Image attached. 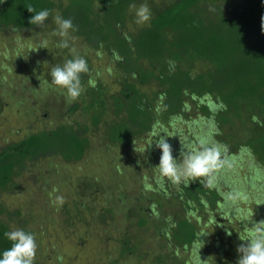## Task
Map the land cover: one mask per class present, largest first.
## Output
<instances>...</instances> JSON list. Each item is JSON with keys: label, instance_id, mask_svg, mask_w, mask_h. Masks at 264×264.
<instances>
[{"label": "trees", "instance_id": "obj_1", "mask_svg": "<svg viewBox=\"0 0 264 264\" xmlns=\"http://www.w3.org/2000/svg\"><path fill=\"white\" fill-rule=\"evenodd\" d=\"M144 3L151 19L137 23L136 8L130 5L138 8ZM29 6L37 12L50 11L43 25L29 23L35 14L27 10ZM58 14L71 19L77 29L70 32V48L57 47L62 39L53 34ZM262 17L264 0H0V54L19 47L12 43L16 32L38 28L47 36L35 43L44 48L33 49L34 56L21 53L0 78V115L10 96L21 111L42 98L45 110L38 116L46 119L18 139L6 137L0 143V254L11 246L5 233L16 229L21 220L20 229L36 239L34 264L51 262L48 244L54 253L51 260L63 264L60 247L47 242L45 236L51 234L36 221L44 212L38 209L37 214L31 207V212H24L7 199L21 187L16 177L43 163L39 178L45 183L44 166L48 165L46 170L52 171L59 185L55 205L62 213L47 212L45 217L55 225L52 233L56 225L66 223L74 233L81 224L88 236L98 234L96 248L89 252L92 258L84 259V264H197L192 260L198 259L199 239L203 243L215 239L217 251L222 248L226 258L233 257V261L209 262L236 264L237 247L246 243L249 229L244 234L234 221H220L217 215L209 218L212 233L199 224L209 212L217 214L218 207L232 216L239 210L249 212L240 205V193L256 194L248 180L258 179L264 185ZM71 48L89 67L88 73L81 74L84 91L75 101L50 78L53 66L73 58ZM103 56L109 59L108 66L94 69L92 59ZM104 72L112 76L114 88L101 79ZM7 76L9 91L4 88ZM54 97L66 99L60 111ZM221 102L226 110L219 107ZM194 110L203 114L204 123L215 122L219 131L213 140L227 146L222 158L228 163L217 174L215 187H209L206 178L188 185L162 179L152 163L156 158L139 159L132 169L122 165V154L132 150L143 134L159 124L178 122ZM173 131L177 136L168 137L167 142L177 158L183 133L179 125ZM155 154L160 157L161 152ZM238 160L246 161L248 175L239 176ZM233 176L244 181L234 183ZM61 189L68 197L73 195L70 202L58 200ZM260 192L264 194V186ZM228 193L235 199L226 200ZM150 241L157 247L147 250ZM207 254L216 258L199 250L202 261Z\"/></svg>", "mask_w": 264, "mask_h": 264}, {"label": "rangeland", "instance_id": "obj_2", "mask_svg": "<svg viewBox=\"0 0 264 264\" xmlns=\"http://www.w3.org/2000/svg\"><path fill=\"white\" fill-rule=\"evenodd\" d=\"M29 29L23 30V32H16V37L13 40L12 43L18 45L21 50L19 51V47H17L15 50L17 51H12V48H9V50L4 52V54H0V65H4L3 67L0 66V78L2 75H4L7 71V66H10L13 61L19 58V55L24 53L26 56H29L33 53V49L35 50L37 48V45L35 44L39 39L46 40L47 36H42V32L38 29L35 28L31 32L28 31ZM40 31V32H39ZM0 43H3V40H1ZM11 47V46H10ZM40 49V48H39ZM34 56V54H32ZM109 59L106 57H95L92 59V65L94 69H102L103 67H107L109 64ZM51 65V63H49ZM47 66V68L49 67ZM22 70V69H21ZM26 71H23L22 74H25ZM105 73V72H104ZM102 73L100 75L101 79L109 84L111 88H114L113 86V78L112 76H108V74ZM22 75V76H23ZM21 76V77H22ZM93 78V76H92ZM93 81V80H92ZM7 84L5 85V90L9 91V86H8V76H7ZM46 84V78L42 80ZM113 83V84H112ZM1 86V84H0ZM12 95V94H11ZM8 97V96H7ZM13 97V96H12ZM6 98L5 101V106L3 108V111L0 115V143L6 139V137L11 138L13 136L14 139H18L19 137L23 136L26 132H29L30 130H33L37 126H41L40 120H45L46 119L43 117L40 119L38 114H42L43 111L45 110V106L42 104V98H39L40 100L37 102L36 100H33L34 102H30V106L27 108L28 111L22 110L21 107L18 106V104L15 106L14 105V100ZM88 97V96H87ZM85 97V98H87ZM29 98H32L31 96ZM66 99H59V97H54L53 102H55V105L58 109V111L61 110L63 106V101ZM17 103V102H16ZM52 103V100L50 101ZM74 105V104H73ZM35 107V109H34ZM78 119H79V114H78ZM179 120V121H178ZM178 122H167L163 124H159L156 129L154 128L152 132L149 134H143L141 136V139L137 140V142L132 146V150H130L127 154H122V165L125 166L126 168L130 167L131 169L136 165L139 164L140 160L139 159H144L148 161H152L153 158L155 162L153 161L152 163H155V167L159 164V156H156L159 152L155 154L156 151L159 149L155 146V142L159 139V135H164L161 132H164L166 135H173L174 132V125L180 126L181 131L183 135L180 136V145L186 142L187 144H195L197 142L198 137L204 136L207 132L205 129H208V124L204 123L205 117L199 110H194L193 113L189 114L187 117H180L178 119ZM48 126L49 123H46ZM9 132V133H8ZM175 136H172L171 138H174ZM95 141H96V137ZM96 143V142H95ZM177 143V142H176ZM151 144V145H150ZM150 145V146H149ZM178 146V143L176 144V147ZM175 147V148H176ZM182 149H178L176 151L177 158L179 159L180 153ZM160 151V150H159ZM224 151L222 152V154ZM228 156V155H227ZM224 159V158H223ZM246 161L243 160L241 162L238 160L235 165L239 164V176L244 177L245 175H248L249 173V168L245 165ZM33 167V166H30ZM45 183L39 178L42 173V168H43V163L38 165V168L34 171H26L20 176H17L16 180L20 184V189L15 192L14 196L9 194L7 196V199H10L11 203L13 206H18L20 207L24 212L28 211L31 212L30 207L32 209V212H37L38 214V209L44 212V215L38 216L37 214V222L40 223V226H44V232L49 231L48 233L51 234L49 235L46 234V240L48 243H54L58 247H60V253L62 255V263L65 264L67 259H71L74 261L76 264H84L85 260H88L89 258L91 259L92 256L89 255V252H93V248H96L97 242H96V237H98V234H93L94 237H90L86 234L85 232V226L84 225H79L78 229L76 226H74V229H77L76 232L68 227L66 223L64 225H56V228H54L53 231V225H50L46 222L45 217L47 215V212L54 214H60L62 213L59 208H56L55 203L57 202L55 199L52 200L55 193L53 192V188H56V190H59V185L56 184L54 181L56 180L55 178L53 179L52 171H47L48 170V165H45ZM234 167V166H233ZM125 168V169H126ZM47 169V170H46ZM157 173L159 174V171L157 168ZM32 171V172H31ZM127 171V169H126ZM30 173L32 177L30 176ZM144 172L139 171V174H142ZM130 174V178H132V174ZM137 175V174H136ZM257 176V173L255 172L254 174ZM37 177V178H36ZM156 177V176H155ZM158 177V176H157ZM248 177V176H247ZM234 178V183L237 181L238 184L242 183V181H238L235 176ZM250 180L247 181L248 187H250L252 190L256 192L254 196L248 197L245 193H240L239 198H240V205L243 208L249 209V212H242V210H239L240 213L234 214L233 216L231 215L232 213L223 209L222 207L217 208V214L216 210L209 212L207 214V217L204 219L205 222H202L200 225L201 229L207 228L208 233L213 232V224L209 220V218L212 216L214 217L217 215L218 219L220 221H225L231 220L236 223V227L239 228V231H242V233L247 234V230L253 226V224L258 223L260 219L264 218V194H262L260 191L263 188V184L261 183L260 185V180H255L253 183L249 182ZM246 182V181H245ZM237 188H243V185L236 186ZM260 189V191H259ZM130 192V190H129ZM33 195V196H32ZM60 197H63V201H68L70 202L71 198L73 195L71 194L70 197H68L67 192L65 189H61L59 192V198L58 200H61ZM77 197V196H76ZM242 197V198H241ZM246 200L244 201L243 200ZM246 198V199H245ZM254 199V200H253ZM254 201H256L254 203ZM247 202V203H243ZM249 207H253L252 209ZM59 210V211H57ZM247 213V214H245ZM245 214V216H243ZM210 215V216H209ZM237 218V219H236ZM91 221V219H90ZM46 222V223H45ZM22 221L20 220V225L17 226V228H20ZM45 223V224H44ZM93 223L98 224L97 220H94ZM55 226V225H54ZM81 226V227H80ZM58 232V237L55 236V232ZM212 231V232H211ZM77 233V235H76ZM40 235H38L39 237ZM96 236V237H95ZM50 238V241L48 240ZM91 238V239H90ZM211 239V238H209ZM208 240V239H207ZM206 240V241H207ZM78 242V245H76V242ZM205 241V242H206ZM209 241V242H208ZM206 243H203V250L208 251L209 254L215 255L216 258H210L207 254V258L204 259V261H233V257L231 258H226V254H224V249L221 248L220 251H217L219 248V245H216V240L211 239L208 240ZM39 242V241H38ZM96 242L95 246L94 243ZM224 241L221 240V243ZM219 244V243H218ZM221 245V244H220ZM157 245L156 243H153L150 241L148 244V247L146 249L150 248H156ZM52 246L47 245V251H48V261L50 262L49 264H55L54 260H51V256L53 251L51 250ZM91 252V253H92ZM221 252V253H219ZM190 251L188 252V254ZM187 254V255H188ZM197 255H193V258H195ZM232 256V255H231ZM50 257V259H49ZM54 257V256H53ZM85 259V260H84ZM174 259V258H173ZM70 261V260H69ZM67 261V262H69ZM192 261H198V259H194ZM87 263V262H86ZM212 264L211 262H209ZM198 264V263H197ZM206 264V262L204 263Z\"/></svg>", "mask_w": 264, "mask_h": 264}, {"label": "clouds", "instance_id": "obj_3", "mask_svg": "<svg viewBox=\"0 0 264 264\" xmlns=\"http://www.w3.org/2000/svg\"><path fill=\"white\" fill-rule=\"evenodd\" d=\"M130 8H136L137 23L150 21L151 11L146 3L141 4L138 8L133 4L130 5ZM27 10L30 13H35L29 23L37 26L43 25L50 15L48 9L37 12L35 8L29 6ZM54 21L57 29L53 34L62 38L57 47L61 49L70 48V32L77 30L72 20L65 19L58 14L55 16ZM261 21V29L264 31V17L261 18ZM70 51L73 53V58L67 59L63 65L53 66L50 70V78L53 85L64 90L68 98L75 101L84 91L81 74L88 73L89 67L84 57L75 54V48H71ZM117 58L119 59V57ZM169 63L174 64L172 61H169ZM219 107L226 110L227 106L221 102ZM218 131V127L213 121L208 126L207 133L202 137H198L195 144H181L183 150L179 159L173 157L172 146L167 142L168 137L177 135L169 136L161 132L164 135H159V139L154 143L161 152L159 164L155 167L158 169L160 177L162 179L166 178L175 185L182 183L188 185L199 178H206L207 185L215 187L217 174L228 163L222 158V149L226 152L227 146H221L213 140V135ZM60 199L63 201V197H60ZM234 199L233 193L226 194V200L231 201ZM5 236L11 242V246L0 254V264H34L37 243L32 233L16 228L6 232ZM243 241L246 243L237 247L239 257L236 264H264V221L253 224L248 230V237ZM199 242L200 247L197 250L198 264H204L205 261H202L199 257V250L203 247V242L200 239Z\"/></svg>", "mask_w": 264, "mask_h": 264}, {"label": "flooded vegetation", "instance_id": "obj_4", "mask_svg": "<svg viewBox=\"0 0 264 264\" xmlns=\"http://www.w3.org/2000/svg\"><path fill=\"white\" fill-rule=\"evenodd\" d=\"M53 192L55 193V195L53 197H51V198L55 199L57 197V195H58L56 188H53Z\"/></svg>", "mask_w": 264, "mask_h": 264}]
</instances>
